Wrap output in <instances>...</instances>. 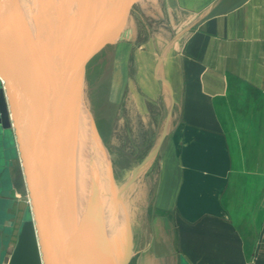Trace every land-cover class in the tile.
<instances>
[{
	"label": "crops",
	"instance_id": "obj_1",
	"mask_svg": "<svg viewBox=\"0 0 264 264\" xmlns=\"http://www.w3.org/2000/svg\"><path fill=\"white\" fill-rule=\"evenodd\" d=\"M170 1L182 20L165 78L174 117L148 247L156 264H264V0ZM8 171L0 264L29 207L18 197L20 174L28 197L20 162Z\"/></svg>",
	"mask_w": 264,
	"mask_h": 264
},
{
	"label": "water",
	"instance_id": "obj_2",
	"mask_svg": "<svg viewBox=\"0 0 264 264\" xmlns=\"http://www.w3.org/2000/svg\"><path fill=\"white\" fill-rule=\"evenodd\" d=\"M137 1L41 0L28 6L0 0V129L12 137L0 143V180L18 160L30 202L8 264L129 263L119 231L109 236L102 225L96 228L106 197L88 149L90 130L103 155L100 165L108 175L112 167L85 87L91 62L130 36L127 25ZM86 17L88 28L68 40L62 33L67 22L79 25ZM171 114L172 108L152 153L109 199L124 194L155 159Z\"/></svg>",
	"mask_w": 264,
	"mask_h": 264
},
{
	"label": "rangeland",
	"instance_id": "obj_3",
	"mask_svg": "<svg viewBox=\"0 0 264 264\" xmlns=\"http://www.w3.org/2000/svg\"><path fill=\"white\" fill-rule=\"evenodd\" d=\"M174 12L170 0H138L127 25L130 36L106 47L88 67L86 102L112 167L108 175L105 166H99L105 177V182L101 181L105 200L128 183L133 169L152 153L163 134L174 100L172 85L165 79L174 55L170 44L180 31L178 22H182ZM170 124L155 159L124 194L110 199L128 264H156L158 260L154 243L152 248L148 243L154 233L156 173L172 128ZM91 132L88 148L91 154H96L100 147ZM6 140H12L11 135L0 129V143ZM17 181L20 202L30 205L24 186L19 187L21 174Z\"/></svg>",
	"mask_w": 264,
	"mask_h": 264
},
{
	"label": "bare ground",
	"instance_id": "obj_4",
	"mask_svg": "<svg viewBox=\"0 0 264 264\" xmlns=\"http://www.w3.org/2000/svg\"><path fill=\"white\" fill-rule=\"evenodd\" d=\"M24 2H25V4H27L28 6L30 5H32V6H39L41 3V0H35V2L33 1V0H23ZM66 1H68V0H66ZM69 1H72V0H69ZM140 1V0H139ZM147 1H149V0H147ZM34 2V3H33ZM51 2L53 3V0H51ZM144 2V1H143ZM142 2V3H143ZM51 4H49L48 6H50ZM42 7V6H41ZM89 13H87V15H88ZM83 17H85V16H83ZM87 17H89V16H87ZM85 18L83 21H82V23H80L79 25H77L78 23H76V20L75 21H68L67 22V24L65 25V28H64V30H63V32L62 33H65L64 34V36H66L67 38H68V40L70 39H74L75 38V35H81L82 34V31H83V29L84 28H88V25H87V21H86V19H88V18ZM79 18V17H78ZM129 23V22H128ZM131 24V23H130ZM131 26V25H130ZM132 27V26H131ZM91 136H93L94 137V135H93V131L91 132ZM89 137H90V135H89ZM87 143H88V141H87ZM89 149V148H88ZM92 156L91 157H93V161L95 160V162L97 163V174H99L100 175V177H101V181L102 180H104V178L105 177H103L104 175H103V172H102V170L101 171H99L100 170V168H99V166H100V163H101V157H103V155H102V152H98V153H96V154H91ZM97 156V157H96ZM109 156V155H108ZM91 157H90V160H91ZM92 161V160H91ZM89 162L90 161H88L87 162V169H86V172H85V175H84V179H85V183H86V186L88 185V182H89V179H90V170H89ZM105 175H106V173H104ZM103 183L105 182V180L104 181H102ZM102 183V184H103ZM85 188V187H84ZM103 208H104V215H103V217H102V220H103V222H102V224H101V220H97V222H96V228L97 229H100V227H101V225H102V229L103 230H105V231H107L108 232V234H109V236L113 233V232H117V231H119V224L117 223V221L114 219V213H113V210H111L112 209V206H111V201H110V199L109 198H107L105 201H103ZM109 216H111V217H109ZM113 217V218H112ZM91 228V232L93 231V228L92 227H90ZM118 233V232H117ZM119 236H120V233L118 234Z\"/></svg>",
	"mask_w": 264,
	"mask_h": 264
}]
</instances>
